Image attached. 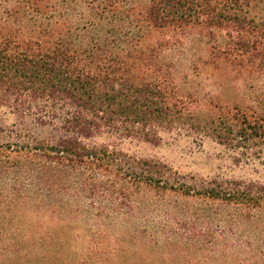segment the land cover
<instances>
[{
    "label": "trees",
    "instance_id": "16d2710c",
    "mask_svg": "<svg viewBox=\"0 0 264 264\" xmlns=\"http://www.w3.org/2000/svg\"><path fill=\"white\" fill-rule=\"evenodd\" d=\"M255 1L0 0V107L54 129L0 127V264H124L126 236L226 249V219H247L226 209L259 207L264 184H188L95 139L201 127L192 104L220 110L205 123L222 142L264 139V118L190 82L264 65Z\"/></svg>",
    "mask_w": 264,
    "mask_h": 264
},
{
    "label": "rangeland",
    "instance_id": "374dc122",
    "mask_svg": "<svg viewBox=\"0 0 264 264\" xmlns=\"http://www.w3.org/2000/svg\"><path fill=\"white\" fill-rule=\"evenodd\" d=\"M251 15L264 21V0L255 1ZM193 53V52H192ZM188 51V57L190 60ZM184 62H187L184 61ZM193 76L192 83H202L203 93H209L217 104L239 106L247 114L264 118V65L241 74L226 72L222 76ZM183 83V80H180ZM185 81V80H184ZM190 82L184 88L190 87ZM191 112L200 119V126L186 125L158 129L156 141L145 140L138 135L124 136L103 132L96 141L107 143L135 158L159 160L177 172L188 184L211 180H241L244 183L264 184V139L245 140L238 134L230 141L222 142L205 123L209 117H217L218 108L192 104ZM195 120V119H194ZM196 121V120H195ZM198 121V120H197ZM17 126L40 137L54 133L50 126L41 127L32 118L21 119L7 108L0 107V127ZM233 207V206H232ZM226 209V213L241 215L246 220L235 222L226 219V249L216 253L196 251L185 244L169 243L157 238L120 237L112 246L117 249V260L124 264H264V199L259 207Z\"/></svg>",
    "mask_w": 264,
    "mask_h": 264
}]
</instances>
